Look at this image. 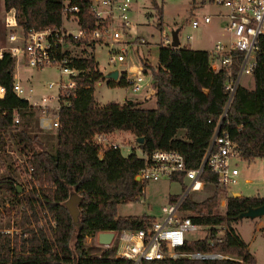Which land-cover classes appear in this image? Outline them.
<instances>
[{
  "label": "trees",
  "instance_id": "1",
  "mask_svg": "<svg viewBox=\"0 0 264 264\" xmlns=\"http://www.w3.org/2000/svg\"><path fill=\"white\" fill-rule=\"evenodd\" d=\"M62 1L3 0V6L5 10L14 8L18 24L28 30L59 24ZM80 15L88 16L84 5ZM157 15L156 26L162 29L161 9H157ZM253 55V84L245 99L239 96L231 99L221 123V130L239 146L240 159L249 163L264 157V36L258 37ZM213 59L211 50L160 47L156 66L144 64L145 69L150 70L151 86L155 90L154 108L141 107L139 102L130 99L100 105L94 98L93 84L102 74L93 69V59L79 60L78 66L90 67V70L77 80L79 88L71 104L60 107V125L55 130L56 147L48 154L38 133L30 131L29 119L35 108L13 91L16 61L8 52L3 53L0 86L5 88V93L0 98V143L13 130L20 152L26 156L25 162L32 164L38 156L45 171L39 182L41 192L35 189L29 194L48 207L53 222L50 243L46 245L48 264H129L113 259L114 248L104 251L101 258L90 256L85 237L101 230L145 229L155 219L151 215L121 216L117 213L119 204L137 200L140 196L141 185L134 177L144 160L133 148L127 155L114 148H106L99 155L98 147L90 140L98 132L129 131L135 139L143 137V142L138 143L140 150L151 152L173 148L184 156L187 167L197 168L205 157L229 98L225 89L228 72L221 68L213 70ZM242 59V54H237L231 66L235 78ZM118 83L125 85L124 78L121 77ZM108 84L114 82L108 80ZM244 89L240 86L238 93L243 94ZM245 100L251 102V107L248 108ZM17 117L20 119L15 123ZM205 180L216 186L215 178L209 180L205 176ZM18 187L14 185L15 192ZM48 190L51 199H46ZM72 193L80 197L76 221L66 207ZM178 198L171 197V203L177 202ZM262 204L264 197L261 196L231 195L225 212L221 213L217 210L218 202L213 192L191 215L193 223L210 226L207 235L187 239L183 249L223 257H183L168 264H255L254 255L233 224L239 220L240 213ZM195 205L197 203L186 197L182 210ZM218 227L225 228L222 236L218 235Z\"/></svg>",
  "mask_w": 264,
  "mask_h": 264
},
{
  "label": "built area",
  "instance_id": "2",
  "mask_svg": "<svg viewBox=\"0 0 264 264\" xmlns=\"http://www.w3.org/2000/svg\"><path fill=\"white\" fill-rule=\"evenodd\" d=\"M134 2L135 0H63L59 24L28 30L18 24L14 8L5 10L4 26L8 32L9 45L6 48L0 46V58L4 52H8L15 61L16 57L20 56L22 63L27 67H54L60 72L57 81L47 84L51 88L56 86L55 94L43 95L42 103L28 102L40 112L37 120L39 129L59 128L60 107L71 104L79 88L77 80L90 70V67H80L77 63L79 60L91 58L93 69L99 72L97 50L106 49L107 64L113 67L109 73L117 71V79L123 77L124 84L132 93L142 89L145 84L144 73L147 72L144 64L152 63L147 57L141 56L138 57L139 64L129 63L132 61V51L147 43L139 34L137 25L130 19ZM213 3L222 6L227 17L225 39L216 41L211 50L214 57L211 62L212 69L221 68L228 72L225 82V89L229 94L227 108L232 98L246 97L249 85L244 89V93L240 94L238 84L243 73H251L258 37L264 36V0H213ZM82 5L85 6L87 17L80 15ZM203 21L209 23L210 17L204 16ZM198 25V20H192L193 28ZM152 46H157L158 49L173 47L172 36L165 34L159 43ZM237 54H242L243 59L235 78L231 66ZM13 91L19 96V93H22L21 85L14 82ZM31 91L32 89H29V92ZM4 93L5 88L0 86V98ZM25 97L29 96H24V99ZM245 104L247 105V100ZM226 108L223 114L226 113ZM18 121L17 117L15 123ZM219 125L220 122L216 126L205 157L197 168L187 167L184 156L173 148L151 152L139 150L138 155L144 160V165L134 178L141 185V194L145 192V184L150 180L175 177L183 186V197H180V203L178 199L175 203L162 206L161 215L151 221L145 229L101 230L87 235L85 239H93L94 246L100 249L88 252L90 256L101 258L104 251L114 248L113 259L125 260L129 264H168L183 257L204 259L205 255L223 257L221 254H204L183 249L190 233L210 226L196 224L191 220L193 210L199 207L201 200L188 210L180 209L185 196L192 190L202 193L208 186L213 188L221 207L220 212L224 213L227 208L232 186L237 183L239 175V170L232 160L241 159L239 146ZM116 132H98L92 136L90 141L98 147L99 155H102L106 148L122 147L120 140L114 138ZM32 176L29 171L28 179H33ZM205 176L209 180L215 178L216 186L212 181H206ZM101 232H113L111 242L101 243Z\"/></svg>",
  "mask_w": 264,
  "mask_h": 264
},
{
  "label": "rangeland",
  "instance_id": "3",
  "mask_svg": "<svg viewBox=\"0 0 264 264\" xmlns=\"http://www.w3.org/2000/svg\"><path fill=\"white\" fill-rule=\"evenodd\" d=\"M2 5L3 1L0 0V46L6 48L9 45L8 32L4 26ZM133 7L134 10L130 13L131 22L137 25L139 34L147 43L132 51L130 64H139L138 57L141 56L147 57L152 65L156 66L158 47L152 45L159 43L165 34L170 36L174 30L179 31L181 47H211L216 41L225 39L226 12L222 6L214 4L213 0H135ZM157 9L162 11V29L156 26ZM204 16L210 17L209 23H204ZM194 19L199 21L196 28L191 26ZM96 58L102 77L93 84V90L94 98L100 105L112 101L121 103L130 99L138 100L144 108L155 106L150 70L144 73L145 84L142 89L132 93L126 85L118 83L119 79L112 80L113 85L108 84L106 75L113 67L107 64L106 49L97 50ZM15 63L16 79L27 85L26 89L28 86L33 89L32 92L26 90L28 95L56 93V86L51 88L47 84L59 79L60 72L57 68H28L22 63L20 56L16 57ZM251 80L250 75H243L240 84L247 87ZM31 101L37 100L33 98ZM38 103H42L41 99ZM39 113L35 108L33 116L29 119L30 131L38 133L44 149L51 154L56 147L55 130L38 128ZM13 133V130L9 131L0 143V264H48L46 245L50 243L53 222L48 207L29 194L35 189L36 192H41L39 182L44 178L45 171L38 156L32 164L25 162L26 156L20 152ZM116 133L114 138L122 143L120 150L123 155H127L132 148L139 153V142L132 133L120 130ZM232 162L239 170L237 183L232 188L240 191L243 196H264V157L256 158L250 163L237 159ZM29 171L33 174V179H28ZM15 184L19 186L17 192L14 191ZM183 193L182 185L176 179L150 180L145 184V192L140 194L137 200L119 204L117 213L121 216L151 215L156 218L161 215L162 206L171 204V197L180 199ZM212 193L213 188L210 186L202 193L194 189L188 194V199L198 204ZM46 199H51L49 190ZM220 208L218 204L217 210L220 211ZM207 228L209 227L190 233L188 239L205 237ZM234 228L248 244L249 251L256 259L255 264H264V216L239 219ZM224 230V227H218V235L222 236ZM85 247L88 252L100 250L94 246L93 239H85Z\"/></svg>",
  "mask_w": 264,
  "mask_h": 264
},
{
  "label": "water",
  "instance_id": "4",
  "mask_svg": "<svg viewBox=\"0 0 264 264\" xmlns=\"http://www.w3.org/2000/svg\"><path fill=\"white\" fill-rule=\"evenodd\" d=\"M171 36H172V46L178 47L180 44L179 43V37H178V30L172 31ZM106 77L111 79V80H116L117 79V71H112V72L108 73L106 75ZM224 116H225V113L223 114V116L220 120V125L224 119ZM220 125H219V127H220ZM136 141L139 143H142L143 137H137ZM233 196H239V194L237 192H234ZM79 200H80V197L78 196V194L72 193V194H70L69 198L66 201V207H67V209H68L69 213L71 214L74 221L77 220L78 213H79V210L77 207V203L79 202ZM180 201H181V199L179 200L178 203H180ZM260 216H264V204L257 206V207H249L247 210H245L244 212H242L238 215V219H243V218H252L253 219L256 217H260ZM112 237H113V232H101L99 234V241L101 243H109V242H111ZM207 258H216V256L205 255L204 259H207Z\"/></svg>",
  "mask_w": 264,
  "mask_h": 264
},
{
  "label": "crops",
  "instance_id": "5",
  "mask_svg": "<svg viewBox=\"0 0 264 264\" xmlns=\"http://www.w3.org/2000/svg\"><path fill=\"white\" fill-rule=\"evenodd\" d=\"M3 1V0H2ZM3 6V5H2ZM4 7V6H3ZM4 12H5V9H4ZM3 19H4V16H3ZM214 46H211V47H201V48H192V49H204V50H212V48H213ZM27 67V66H26ZM29 68V67H28ZM250 75H251V77H252V80L249 82V89H250V87L252 86V84H253V75L250 73ZM14 82H16V83H19L20 85H21V88H22V93H19V96L20 97H22V98H24V96H27L28 94H27V92H26V90H29V89H32V87H29L28 86V89H26L27 88V85H24V84H22V81L21 80H18V79H16V77H15V72H14ZM242 87V86H241ZM244 88H246V87H244ZM33 90V89H32ZM248 90V89H247ZM32 92V91H31ZM26 93V94H25ZM154 93H155V90L153 89V95H154ZM46 94H53V93H45L44 95H46ZM151 95V94H150ZM29 97L28 98H26L27 100H28V102L30 103V102H33V101H31L33 98L35 99V100H37V101H39V99H41V97L43 96H32V95H28ZM147 98V96L144 98V99H146ZM125 101V100H124ZM123 101V102H124ZM134 101H137L138 102V100H134ZM155 102H156V98H155ZM122 103V102H121ZM140 106H142V105H140ZM247 106H248V108L249 107H251V102L249 101V100H247ZM155 107V106H154ZM153 107V108H154ZM234 192H237L238 194H239V196H243L242 195V193L240 192V191H238L237 189H234V188H232V195H233V193ZM254 196H261V195H254ZM247 197H252V196H247ZM261 197H264V196H261ZM200 206V205H199ZM199 208V207H198ZM233 227H234V224H233ZM261 229H263V227H261ZM241 236V235H240ZM242 237V236H241ZM243 239V238H242ZM244 240V239H243ZM245 241V240H244ZM247 246H248V244H247Z\"/></svg>",
  "mask_w": 264,
  "mask_h": 264
},
{
  "label": "bare ground",
  "instance_id": "6",
  "mask_svg": "<svg viewBox=\"0 0 264 264\" xmlns=\"http://www.w3.org/2000/svg\"><path fill=\"white\" fill-rule=\"evenodd\" d=\"M243 75H250V74L245 72V73L242 74V76H243ZM242 76H241V78H242ZM250 76H251V75H250ZM241 78H240V81H239V84H238V88L241 86V84H240V82H241ZM186 197H188V195L185 196V198H186ZM185 198H184V199H185ZM183 201H184V200H183ZM182 203H183V202H182ZM180 209L182 210V204L180 205Z\"/></svg>",
  "mask_w": 264,
  "mask_h": 264
}]
</instances>
